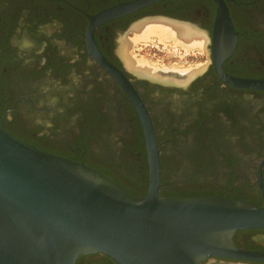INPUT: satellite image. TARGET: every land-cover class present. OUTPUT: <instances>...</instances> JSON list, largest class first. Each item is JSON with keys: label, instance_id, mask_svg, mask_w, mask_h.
I'll return each instance as SVG.
<instances>
[{"label": "flooded vegetation", "instance_id": "flooded-vegetation-1", "mask_svg": "<svg viewBox=\"0 0 264 264\" xmlns=\"http://www.w3.org/2000/svg\"><path fill=\"white\" fill-rule=\"evenodd\" d=\"M130 1L0 0V126L142 198L150 187L142 106L159 150L162 197L264 205V89L236 85L264 81V0H222L237 34L223 61L214 44L215 0H162L91 27L99 13ZM147 19L205 33L203 70L186 82L130 71L121 39ZM234 239L264 252V230L238 231Z\"/></svg>", "mask_w": 264, "mask_h": 264}, {"label": "water", "instance_id": "water-1", "mask_svg": "<svg viewBox=\"0 0 264 264\" xmlns=\"http://www.w3.org/2000/svg\"><path fill=\"white\" fill-rule=\"evenodd\" d=\"M159 1L119 4L99 13L91 27ZM215 1L214 44L223 61L233 53L237 34L224 2ZM236 85L264 89L262 80ZM137 110L150 165V187L142 198L84 163L40 150L0 126V264H76L95 254L115 264L264 262V252L242 249L234 239L238 231L264 230V205L159 194V150L147 113L142 106Z\"/></svg>", "mask_w": 264, "mask_h": 264}, {"label": "bare ground", "instance_id": "bare-ground-1", "mask_svg": "<svg viewBox=\"0 0 264 264\" xmlns=\"http://www.w3.org/2000/svg\"><path fill=\"white\" fill-rule=\"evenodd\" d=\"M130 30L134 34L133 38L128 40L125 38L121 39L119 47V54L130 71L154 80L186 82L203 70V66L197 65L180 68L179 64H177L178 66H169L171 68H160L144 57L138 58L134 54L129 53L132 45L134 46L142 42L143 46L144 44L148 46L150 44L154 45L156 42V44H163L164 48H167L170 43L169 48L173 49L172 52L176 51L177 56L180 53L182 59L191 54L196 53L197 55L195 49L199 51L198 53L202 54V52L207 51L206 45L208 42L206 34L202 31L166 19L142 20L133 24Z\"/></svg>", "mask_w": 264, "mask_h": 264}, {"label": "rangeland", "instance_id": "rangeland-1", "mask_svg": "<svg viewBox=\"0 0 264 264\" xmlns=\"http://www.w3.org/2000/svg\"><path fill=\"white\" fill-rule=\"evenodd\" d=\"M130 31L131 30L128 31L127 37L129 39H132L134 34ZM169 45H171V44L169 43ZM169 45L167 48H164L163 44H159V43L156 44V42H155L154 45L150 44L148 46H145V44H144V46H143V43L141 42V43L135 44L134 46L132 45L133 47L132 46L130 47L129 53L134 54L138 58L144 57L147 60L151 61L152 64H154L160 68H163V67L171 68L173 66H178L177 64H179L180 68H183V67L188 68L189 66H197L199 64H202L205 60L204 57L202 56V54L198 53L199 51L196 49H195V51L197 52V55H196V53L193 55L191 54L190 56H185L182 59L180 56V53L177 56L176 51L172 52L173 49L169 48ZM202 53H204V52H202ZM169 66H171V67H169ZM104 260H105L104 258L103 259H95V258H88L87 257V259L84 260V264H105Z\"/></svg>", "mask_w": 264, "mask_h": 264}, {"label": "trees", "instance_id": "trees-1", "mask_svg": "<svg viewBox=\"0 0 264 264\" xmlns=\"http://www.w3.org/2000/svg\"><path fill=\"white\" fill-rule=\"evenodd\" d=\"M205 195H207V194H205ZM203 196V197H208V196ZM197 196H199V195H197ZM255 205L257 206V207H261V206H263L261 203H258V202H256L255 203ZM85 259H87V256H81L78 260H77V262H76V264H84V260ZM105 260H104V263L105 264H115L110 258H108V257H105L104 258Z\"/></svg>", "mask_w": 264, "mask_h": 264}]
</instances>
